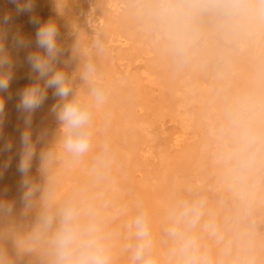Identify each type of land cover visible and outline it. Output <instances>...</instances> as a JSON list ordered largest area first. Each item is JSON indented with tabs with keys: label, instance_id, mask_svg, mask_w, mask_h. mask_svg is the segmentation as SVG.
Returning a JSON list of instances; mask_svg holds the SVG:
<instances>
[{
	"label": "clouds",
	"instance_id": "clouds-1",
	"mask_svg": "<svg viewBox=\"0 0 264 264\" xmlns=\"http://www.w3.org/2000/svg\"><path fill=\"white\" fill-rule=\"evenodd\" d=\"M13 2L17 12L34 7L33 0ZM54 3L63 15L68 0ZM118 7L124 26L171 74L204 73L228 85L212 133L210 180L175 186L158 213L126 199L107 134L115 85L101 63L105 43L91 21V36L78 31L63 61L64 68L76 63L69 74L56 67L63 49L49 20L26 58L36 82L17 103L25 114L21 210L17 218V202L0 198V264H23L26 255L29 264H264V0H120ZM14 41L25 46L21 36ZM12 65L0 35V92L10 86ZM49 88L59 98L51 108L57 136L37 153L44 134L33 140L31 115ZM4 107L0 98V117ZM37 158L39 179L31 175ZM73 172L77 178L66 186L63 178Z\"/></svg>",
	"mask_w": 264,
	"mask_h": 264
},
{
	"label": "rangeland",
	"instance_id": "rangeland-1",
	"mask_svg": "<svg viewBox=\"0 0 264 264\" xmlns=\"http://www.w3.org/2000/svg\"><path fill=\"white\" fill-rule=\"evenodd\" d=\"M93 1L94 10L86 4L84 11L91 12L94 18H105L102 24L105 25H100L97 32L106 47L101 61L103 70L115 85L107 109V134L117 153L119 185L126 199H141L158 213L159 206L175 186L195 179L210 180L212 133L221 89L228 85L218 83L208 74L191 73L180 76V82L188 83L189 88L193 86V81H200L204 83L203 88L199 89L195 84L193 94L185 89L182 93H174L171 82L178 77L156 61L151 50L124 26L119 11L107 6V0ZM114 1L119 5L120 0ZM33 4L31 11L17 12L13 0H0V29L13 24L15 36H21L25 41L20 50L22 55L37 49L36 31L41 24L49 20L56 22L49 0H33ZM6 16L9 17L7 21ZM33 17L39 23H33ZM76 25L74 33H59L57 37L63 49L57 63L59 68H64L63 61L69 59L78 31L89 36L93 34V29L82 17L76 19ZM40 51L43 52L42 49ZM75 67L76 63L72 62L64 70L70 74ZM35 82V77L20 73L7 91L0 92L5 105L0 117V198L17 202L14 210L17 218L21 210V174L17 166L21 153L20 134L25 128V114L18 111L17 103L21 91ZM240 86H243L242 80L231 85L233 89ZM53 92L54 89L47 90V99L31 115L33 140H37L38 134H44L36 144L37 153L54 142L57 136L58 122L51 108L59 98ZM9 142L12 147L6 149L5 145ZM38 164V158L34 159L31 169V175L37 179ZM76 178L77 173H69L63 178L64 184L70 186ZM8 250L10 255H15L11 244ZM30 259L26 255L23 264H29Z\"/></svg>",
	"mask_w": 264,
	"mask_h": 264
},
{
	"label": "bare ground",
	"instance_id": "bare-ground-1",
	"mask_svg": "<svg viewBox=\"0 0 264 264\" xmlns=\"http://www.w3.org/2000/svg\"><path fill=\"white\" fill-rule=\"evenodd\" d=\"M50 1V6H51V10L52 12L54 13V15L56 16V24H57V27H58V32L59 33H62L64 34L65 32H67V34H72L74 33V30L76 29L77 25H76V19L78 17H82V20H84L88 27L91 28L90 26V21H91V24H92V27L97 31L98 30V27L101 25V26H104L102 25L105 21V18L99 16L98 18H94L92 17V13L88 12L86 13L84 11V6L86 4H88V6L90 8H92L94 10V6H93V0H68V3L66 4L65 6V10H64V13L63 15H59L57 13V11L55 10L56 9V6H55V3H54V0H49ZM118 3V2H117ZM5 4V1L3 2V5ZM107 6L109 8H112L115 10V11H119V7H118V4H116V2L114 0H107ZM86 7V6H85ZM89 9V8H87ZM88 11H91V10H88ZM114 11V12H115ZM97 12V11H96ZM94 13V12H93ZM118 13V12H117ZM96 15V14H95ZM17 22V21H16ZM19 23V22H17ZM106 23V22H105ZM87 27V26H86ZM87 27V28H88ZM13 29H14V26L12 24V26L10 25L9 28H6L4 27L3 29H0V35H3L4 36V43H5V47L6 49L9 51L12 59H13V65H12V79L10 81V84L12 82V80L20 73H26L28 75H31L33 77L36 78V74L33 73L31 71V67H30V64L28 63L27 61V55H22V53H20V50H21V46H17L15 44V41H14V37L15 34L13 32ZM92 29V28H91ZM89 31V30H88ZM90 34V33H89ZM118 35V34H117ZM118 36H121L123 37L122 35H118ZM120 38V37H118ZM119 40V39H118ZM121 40V38H120ZM122 42V41H120ZM119 43V42H118ZM57 68H59L58 65H56ZM174 78V77H173ZM176 81L173 80V82H171V88L174 90V93L178 94V93H182V91L185 89V91H188L189 90V93L190 94H193L194 93V85L198 84L199 87L197 88H203V85L204 83H200V81H197V82H192L191 84H193V88L186 85L188 83L185 84V82H180L179 79H181V77H178V79L175 77ZM187 80V79H186ZM177 82V84H176ZM187 82V81H186ZM202 82V81H201ZM10 87V86H9ZM187 88V90H186ZM209 89V88H208ZM204 90V89H203ZM205 92V91H204ZM131 109V108H130ZM129 110V109H128ZM130 111V110H129ZM9 115V114H8ZM129 117V116H128ZM5 118V117H4ZM3 119V118H2ZM12 119V118H11ZM189 121V120H187ZM46 129V128H45ZM10 182V180H9ZM15 182V181H14ZM11 184V182L9 183ZM11 186V185H10ZM9 186V187H10ZM16 186V185H15ZM12 188V187H11ZM15 188V187H14ZM158 209V208H157ZM15 210V209H14ZM12 251V250H11Z\"/></svg>",
	"mask_w": 264,
	"mask_h": 264
}]
</instances>
